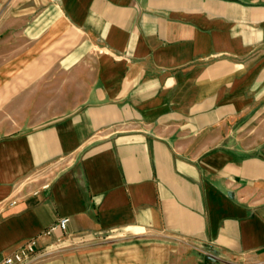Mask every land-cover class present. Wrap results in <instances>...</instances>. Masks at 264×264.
<instances>
[{
	"label": "crops",
	"instance_id": "crops-1",
	"mask_svg": "<svg viewBox=\"0 0 264 264\" xmlns=\"http://www.w3.org/2000/svg\"><path fill=\"white\" fill-rule=\"evenodd\" d=\"M32 239L264 264V0H0V264Z\"/></svg>",
	"mask_w": 264,
	"mask_h": 264
},
{
	"label": "built area",
	"instance_id": "built-area-1",
	"mask_svg": "<svg viewBox=\"0 0 264 264\" xmlns=\"http://www.w3.org/2000/svg\"><path fill=\"white\" fill-rule=\"evenodd\" d=\"M50 183H46L43 186V189H49ZM7 207L12 208L16 204L15 201H9L6 203ZM68 218H62L58 223L51 229V231H65L68 225ZM203 252V251H202ZM47 255L46 253L41 254L40 256ZM35 256H39L38 251V242L37 239L29 240L21 249L18 251L4 256L1 264H27Z\"/></svg>",
	"mask_w": 264,
	"mask_h": 264
}]
</instances>
